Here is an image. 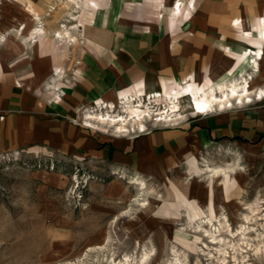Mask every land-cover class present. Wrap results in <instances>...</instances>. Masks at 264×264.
I'll return each instance as SVG.
<instances>
[{"label":"rangeland","instance_id":"rangeland-1","mask_svg":"<svg viewBox=\"0 0 264 264\" xmlns=\"http://www.w3.org/2000/svg\"><path fill=\"white\" fill-rule=\"evenodd\" d=\"M31 1L35 9L4 0L0 33L10 32L0 55L8 72L29 87L35 83L41 87L52 79V59L41 55L38 44L20 40L13 30L21 23L28 30L36 26L33 15L41 19L49 39L66 25L80 42L73 47L63 44L70 47L69 57L65 66L57 67L64 72L72 70L81 53L92 4L100 3L83 0V11L76 13L78 10L64 0ZM191 3L195 6L194 1ZM259 24L264 25V18ZM248 77L252 102L245 101L244 105L233 101L227 110L247 109L264 100V96L258 97L264 87L253 93L254 76ZM156 95L160 97L151 105L155 111L164 108L172 95L184 99L176 93ZM182 106L184 120L195 114L185 102ZM217 113L221 110L215 106L208 114ZM183 119L177 120L178 125L148 123L151 128L178 127ZM94 124L101 132L117 137L108 127ZM80 125L93 129L83 119ZM135 129L131 128L129 136L141 132ZM195 159L197 164L170 170L161 179H142L147 188L141 191L130 182L133 174L126 173L122 179L119 176L123 173L116 176L117 172L104 165L99 171L83 161L43 152L0 157V264H264L263 252L256 253L264 242V151L219 146L199 153ZM207 167L236 171L211 178L205 172ZM190 173L199 175L190 177ZM257 202L262 211L248 225L243 220L249 214L246 207ZM223 213L233 234L242 225L249 228L246 234L239 232L232 237L228 229L218 233L217 215ZM205 220L213 224L202 223ZM213 235L223 241L217 243Z\"/></svg>","mask_w":264,"mask_h":264},{"label":"crops","instance_id":"crops-1","mask_svg":"<svg viewBox=\"0 0 264 264\" xmlns=\"http://www.w3.org/2000/svg\"><path fill=\"white\" fill-rule=\"evenodd\" d=\"M23 1L35 9L31 0ZM98 1L84 26L77 64L55 87L27 86L8 72L0 55V157L52 153L99 171L104 165L113 173L155 180L197 164L196 155L215 147L264 151V100L242 110L188 115L178 127L151 128L146 122L147 132L129 137L105 134L94 122L85 121L93 129L80 125L86 108L117 104L124 96L185 98L248 75L254 76L253 93L264 87V0H183L194 1L195 8L175 18L169 10L176 0ZM3 37L1 32L0 47ZM69 49L53 39L40 43L41 55L52 59L50 71L51 64L65 66ZM258 49L262 60L253 55Z\"/></svg>","mask_w":264,"mask_h":264},{"label":"bare ground","instance_id":"bare-ground-1","mask_svg":"<svg viewBox=\"0 0 264 264\" xmlns=\"http://www.w3.org/2000/svg\"><path fill=\"white\" fill-rule=\"evenodd\" d=\"M64 1L68 6H72L73 9H77L78 12L76 13H81L84 9L83 0H64ZM3 3L4 0H0V11ZM92 7L97 8V5L92 4ZM190 7H192L193 9L195 8L191 2L188 5H186L185 1L176 0L169 11L171 12V15L174 16V18L183 15V13L185 14V12H187L189 16L191 15ZM70 18L73 21L77 20V17L73 14L70 15ZM32 21L36 23V26L29 28V30L27 29V26L25 24L21 23L13 31L16 33L18 37H20V40L22 39L25 42L29 41L30 43L34 42L35 44H38L37 45L38 47H40L41 41L45 39H49L48 38L49 35L46 29L43 28V23L41 22V19H39L36 15H33ZM236 24H239V22H237ZM74 29L75 31H78L77 30L78 25L74 26ZM9 32H10L9 30L3 32L4 35L3 40L7 41L6 37ZM53 36H52L54 38L53 40H55L59 45L68 43L70 47H73L80 42L77 35L74 34L71 31V29H69L66 25L63 26L62 30L60 29L59 31H54ZM253 55L255 56V58L262 60L263 58L262 49L255 50ZM252 63L257 71L258 62L254 60ZM64 75L66 74L62 69H57L53 65L52 79L46 83L47 88L55 87V83L57 82V80L63 78ZM249 78L250 77H248L247 79V77H245V78H241L239 82L233 81L230 82L231 84L224 83L206 90L192 92L189 93L183 100L176 97L175 95L174 96L172 95L168 98L169 103L164 108L162 107L160 110H156V111L153 108L154 106L151 107V105L156 101L157 99L156 97H160V95L157 96L155 93H153V95L150 94L148 99L147 97H145L144 100L142 98L137 99L134 97L124 96L120 101H118L117 104L101 102V103H96L89 108H86L85 113H83L82 115V119L83 121L94 122V123H98L103 127H108L109 129H111L112 133L117 137L129 136V134L131 133V128H135V127H138V129L141 131L140 133L145 132L147 130L145 123L152 121L154 118L156 119L153 121H155V123L157 124L160 122H163V124H167V122L168 123L171 122L178 125V123H176L178 122L177 120L183 119L184 117L183 106H182L183 102L186 103V106L188 107V110L190 111L191 114L197 113V115L198 114L207 115L208 113H212V111H214L215 106H217V108L220 109L221 111H224L227 108V106L233 107L232 104L233 101H236V103L238 101L239 104H242L243 102L245 103V101L251 103L253 100L252 99L253 96H251L252 94L249 89V81H248ZM260 90L261 91L258 94V97L259 99H262V97L264 96V91L262 89ZM255 95L256 94H254V96ZM235 171H236L235 168L212 169L210 167H207V172L210 173L211 178H216V177L223 178L227 174H234ZM115 175L119 176L118 173H115ZM119 177L122 179L126 178L124 174ZM130 182L132 184H136L141 191H144L147 188L146 182L140 179L139 177L131 178ZM145 205L146 203L144 202L142 206ZM261 208L262 207L260 206L259 202H257L256 204L248 205L246 207V210L249 211V214L245 215L243 218L245 223L249 225L250 222H252L254 216L260 215L262 211ZM217 218L219 223V228L217 232L220 233L222 229H224L223 231L225 232V230L227 231L228 229V231H230L233 234V232L229 228L228 216H226L223 213L220 216L217 215ZM202 223L208 225L213 224L211 220H205ZM248 230L249 228L246 227V225L244 226L242 225L239 231L231 235L232 237H234L237 236L239 232H241L242 234L247 232ZM212 239L217 243H221L223 241V239H219L214 235L212 236ZM262 245L263 246H260L256 249L257 254L261 252H263L264 254V242ZM222 260L225 261V259Z\"/></svg>","mask_w":264,"mask_h":264},{"label":"built area","instance_id":"built-area-1","mask_svg":"<svg viewBox=\"0 0 264 264\" xmlns=\"http://www.w3.org/2000/svg\"><path fill=\"white\" fill-rule=\"evenodd\" d=\"M155 124V122H153Z\"/></svg>","mask_w":264,"mask_h":264}]
</instances>
